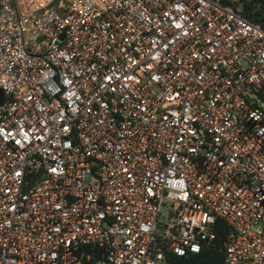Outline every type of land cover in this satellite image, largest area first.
Returning <instances> with one entry per match:
<instances>
[{"label":"built area","instance_id":"1","mask_svg":"<svg viewBox=\"0 0 264 264\" xmlns=\"http://www.w3.org/2000/svg\"><path fill=\"white\" fill-rule=\"evenodd\" d=\"M63 37V38H62ZM0 264H264V29L221 0H0Z\"/></svg>","mask_w":264,"mask_h":264},{"label":"trees","instance_id":"2","mask_svg":"<svg viewBox=\"0 0 264 264\" xmlns=\"http://www.w3.org/2000/svg\"><path fill=\"white\" fill-rule=\"evenodd\" d=\"M59 1V0H56ZM224 5L232 6L239 10L250 21L260 25L264 29V0H221ZM227 228L219 225V233L215 241V247L204 250L200 254H191L185 257H171L168 264H222L223 254L219 247L223 244Z\"/></svg>","mask_w":264,"mask_h":264},{"label":"water","instance_id":"3","mask_svg":"<svg viewBox=\"0 0 264 264\" xmlns=\"http://www.w3.org/2000/svg\"><path fill=\"white\" fill-rule=\"evenodd\" d=\"M4 98H5V95H4L3 91L0 89V105L3 103Z\"/></svg>","mask_w":264,"mask_h":264},{"label":"rangeland","instance_id":"4","mask_svg":"<svg viewBox=\"0 0 264 264\" xmlns=\"http://www.w3.org/2000/svg\"><path fill=\"white\" fill-rule=\"evenodd\" d=\"M234 1H237V0H234ZM63 38V37H62Z\"/></svg>","mask_w":264,"mask_h":264}]
</instances>
